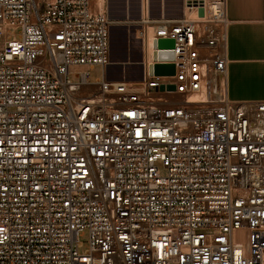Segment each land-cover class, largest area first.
I'll return each mask as SVG.
<instances>
[{"label": "built area", "instance_id": "2783aa9c", "mask_svg": "<svg viewBox=\"0 0 264 264\" xmlns=\"http://www.w3.org/2000/svg\"><path fill=\"white\" fill-rule=\"evenodd\" d=\"M183 7L127 81L104 3L0 0V264H264V100L228 98L227 0Z\"/></svg>", "mask_w": 264, "mask_h": 264}, {"label": "crops", "instance_id": "0c3cea01", "mask_svg": "<svg viewBox=\"0 0 264 264\" xmlns=\"http://www.w3.org/2000/svg\"><path fill=\"white\" fill-rule=\"evenodd\" d=\"M102 2L114 23L141 22L143 18L178 19L184 14L183 0ZM227 18L228 98L264 100V0H227Z\"/></svg>", "mask_w": 264, "mask_h": 264}, {"label": "rangeland", "instance_id": "374dc122", "mask_svg": "<svg viewBox=\"0 0 264 264\" xmlns=\"http://www.w3.org/2000/svg\"><path fill=\"white\" fill-rule=\"evenodd\" d=\"M98 4L102 2L98 1ZM140 24V25H139ZM154 23L140 22H117L114 24L111 30V62L109 66L108 75L111 79H122L125 76L128 79H138L141 75V64H123V63H113V62H124L133 60V62H141L142 54L140 48L135 43L138 41L135 37L141 36L142 32H149L150 26ZM156 24V23H155ZM143 28V29H142ZM149 29V31H148ZM147 30V31H146ZM11 29L8 30L10 32ZM83 69L82 66H72L71 70ZM90 80L91 82H96L98 79L103 77V70L100 65H95L89 68ZM73 79L74 76H71ZM80 240L82 245L80 247L81 251L88 248V233L85 232L81 235Z\"/></svg>", "mask_w": 264, "mask_h": 264}, {"label": "water", "instance_id": "95a60500", "mask_svg": "<svg viewBox=\"0 0 264 264\" xmlns=\"http://www.w3.org/2000/svg\"><path fill=\"white\" fill-rule=\"evenodd\" d=\"M203 8L199 9V15L203 16ZM174 39L172 38H155L153 39V61L149 64V74L155 75H172L175 73V64L172 62L161 61H173L175 59ZM173 86H168V89H173ZM163 89V87H161Z\"/></svg>", "mask_w": 264, "mask_h": 264}, {"label": "bare ground", "instance_id": "6f19581e", "mask_svg": "<svg viewBox=\"0 0 264 264\" xmlns=\"http://www.w3.org/2000/svg\"><path fill=\"white\" fill-rule=\"evenodd\" d=\"M98 1H100V2H102L103 0H98ZM97 3H99V2H97ZM103 3V2H102ZM101 3V4H102ZM143 4V3H142ZM141 10H142V6H141ZM143 11V10H142ZM184 14H186V15H189V13L187 12V11H185V9H184ZM183 14V15H184ZM159 24H153V25H151L149 28H150V31H149V29H148V31L149 32H147V38H146V40L147 41H145V45H146V47L148 48V50L149 51H151L150 49H151V42H152V37H153V35H154V33L156 32V30L159 28ZM143 29V28H142ZM147 31V30H146ZM138 41H136L135 43L138 45V47L140 48V51H142L143 50V47H144V40H143V38H142V36H136L135 37ZM150 53V52H149ZM132 63H139V62H133V60H129V61H124L123 62V64H132ZM141 63V62H140ZM125 78H126V76H125ZM139 80V78L138 79H133L132 81H138ZM127 81H131L130 79H128Z\"/></svg>", "mask_w": 264, "mask_h": 264}]
</instances>
